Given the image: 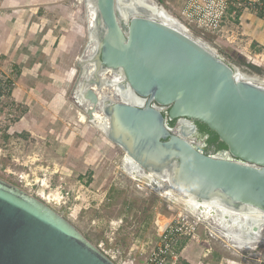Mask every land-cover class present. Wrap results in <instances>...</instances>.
<instances>
[{"label":"water","instance_id":"obj_1","mask_svg":"<svg viewBox=\"0 0 264 264\" xmlns=\"http://www.w3.org/2000/svg\"><path fill=\"white\" fill-rule=\"evenodd\" d=\"M86 5L88 17L89 9L95 14L83 58L97 78L79 86L87 121L145 170L199 200L264 213V81L174 26L181 21L152 1ZM105 88L121 99L103 96ZM152 102L169 106L167 113ZM184 118L207 124L227 150L218 157L198 150L188 139L193 126L168 124ZM0 264L117 263L45 200L0 179Z\"/></svg>","mask_w":264,"mask_h":264},{"label":"rangeland","instance_id":"obj_2","mask_svg":"<svg viewBox=\"0 0 264 264\" xmlns=\"http://www.w3.org/2000/svg\"><path fill=\"white\" fill-rule=\"evenodd\" d=\"M149 1L164 7L181 21L189 34L209 45L244 75L264 81V75L256 73L248 65L252 62L249 53L247 56L242 52L235 38L229 42L218 33L202 29L182 16L180 8L184 0ZM29 4L40 6L39 11L47 15L50 23H56L61 31L69 33L67 43H73L75 39H71L70 33L80 32L75 41L77 48L75 45L71 51L74 61L67 62L71 64L69 73L61 69V73L54 74V79L65 85L61 86V82L52 84V78L46 82L51 89H67L65 111L49 108V125L40 126L39 131L29 133L25 138L17 137L13 127L8 129L5 127L7 122H3L0 142L8 145L14 158L3 160L0 179L35 197L41 198L38 194L45 191L52 200L51 203L45 202L73 223L92 243L104 242L107 255L117 264H143L144 251L159 242L168 223L183 215L195 220L197 225L191 235L179 239L176 250L180 264H264V228L254 244L231 242L222 233L228 228L226 224L231 217H217V212L209 216L206 209H200L198 213L189 198L176 204L162 191L133 178L124 169L122 160L125 152L122 147L111 141L98 126L79 120V112L84 113L85 105H79L75 100L74 87L80 69L78 61L84 59L88 41L90 16L86 0H0V5L12 6L18 12ZM16 80L17 77L15 81L11 80L13 84L7 86L10 90L5 107L9 109H0L2 119H6L9 113L14 115L15 112L16 115L19 112L10 105ZM5 129L10 133L8 139L4 136ZM18 173L24 178H20ZM57 192L59 200L56 202L54 195ZM233 230L239 238L245 234L240 227Z\"/></svg>","mask_w":264,"mask_h":264},{"label":"crops","instance_id":"obj_3","mask_svg":"<svg viewBox=\"0 0 264 264\" xmlns=\"http://www.w3.org/2000/svg\"><path fill=\"white\" fill-rule=\"evenodd\" d=\"M39 10L40 6L33 4L19 12L12 6L0 5V68H15L17 86L12 89L10 105L17 104L21 113L11 127L17 137L23 138L39 131L40 126L49 125V108L65 111L67 89H51L46 82L52 78V84L65 85L57 82L54 74L61 73V69L69 73L71 64L67 62L74 61L71 51L75 45L77 48L75 41L79 38V30H76V34L70 33L71 39L75 38L73 43H67L69 33L61 31L56 23H50L47 15ZM230 14L235 42L247 56L249 53L252 63L264 67V9H245ZM6 134L5 138H10L9 131Z\"/></svg>","mask_w":264,"mask_h":264},{"label":"built area","instance_id":"obj_4","mask_svg":"<svg viewBox=\"0 0 264 264\" xmlns=\"http://www.w3.org/2000/svg\"><path fill=\"white\" fill-rule=\"evenodd\" d=\"M233 8L234 11H231ZM245 9H264V0H184L181 13L184 18L194 22L200 28L218 33L224 39H228L229 42H232L236 33L234 29L231 28L233 25V21H231L233 16H231L230 13L233 12L236 14ZM14 72V67H11L9 71L0 68V109H9L7 106L5 107V99L10 90L7 89V86L13 84L11 83L12 79L15 81ZM2 116L3 115H0V135L2 134L3 122H7L5 125V127H7L9 121H11L13 117L12 113H9L8 116L10 117L7 116L6 119H2ZM11 126L12 123L8 126V129ZM6 131L5 129V132ZM9 157L14 158V156L10 154L8 145L5 142H0V167L3 166V160ZM14 174L17 175L16 172H14ZM18 175L20 178H24L23 174L18 173ZM196 225L197 223L195 220L192 221L188 216L184 215L168 223L159 242L144 251L146 257L143 264H180L179 253L176 250L179 239L182 236L191 235L195 231ZM97 246L107 254L104 242L99 243Z\"/></svg>","mask_w":264,"mask_h":264},{"label":"bare ground","instance_id":"obj_5","mask_svg":"<svg viewBox=\"0 0 264 264\" xmlns=\"http://www.w3.org/2000/svg\"><path fill=\"white\" fill-rule=\"evenodd\" d=\"M90 12H91L90 18H93L95 13L92 9H90ZM170 23H172L177 28L185 31V28L181 22L172 20L170 21ZM103 92L104 91H102V93ZM97 116H99L97 117V120L101 122L104 121V118L102 117V115H98L97 113ZM79 120L84 122L88 120V117L85 115V113L79 112ZM122 161H123L124 169H126L132 175L133 178L147 185H151L154 189H158L162 191L164 195H166V197L171 202L178 204L179 200L189 198L190 201L192 200L191 204L194 206V209H196V212H198L197 209H206L210 213L209 216H214V212H217L218 214L215 213L217 217L218 215L221 217H227V216L231 217L230 219H228L227 224H226V227L230 229L227 228L228 230L226 229L222 231L223 236L229 238L231 242H242V243L246 242L247 245H250L258 241V235L260 234L262 228H264V213H260L259 211L249 210L247 208H242V209L232 208L214 199L199 200L198 198H196L195 196H193L191 193H189L186 190L177 191V187L173 185L172 183L170 184L168 180L163 178L162 176L160 177L156 175L155 173H153L152 171L145 170L143 167L139 165V163L134 158H132L126 152H125V156L123 157ZM44 183L46 184L45 180H44ZM38 195L42 199H44L46 202H49V203L52 202V200L49 199L50 196H47V193L45 191L42 190V192L39 193ZM54 196L55 198L54 197L53 198L57 202L59 200L58 192ZM237 227H240L241 232L245 233L242 237L243 239L239 238L237 235L234 234L235 230L233 229Z\"/></svg>","mask_w":264,"mask_h":264},{"label":"flooded vegetation","instance_id":"obj_6","mask_svg":"<svg viewBox=\"0 0 264 264\" xmlns=\"http://www.w3.org/2000/svg\"><path fill=\"white\" fill-rule=\"evenodd\" d=\"M90 14H91V12H90ZM88 59L89 58L87 56L83 59L84 61L86 60L85 63L83 64L84 65L83 68H85V70H83V72L81 74V68L79 69L78 81H77L78 85L74 87V92H75L74 97H75V100L77 101L78 104H82L85 102L84 101L85 99L83 97L81 89H79L80 84L82 82L86 83V82H90L91 80H97L96 76L91 74V71H90L91 70L90 69L91 63L88 62ZM107 76H108V78L114 77V75H106L105 77L107 78ZM118 77H120V75H118ZM103 91L104 92L102 93V95L109 98V99H112L114 101L121 99V96L119 95V93L115 92V90H113V89H110V90L107 89L108 93H107V91L105 92V90H103ZM102 104H104V103H102ZM152 104H155L158 107H161L162 111L165 112V114L167 113V111L169 109V106H164V105H161L157 102H152ZM185 123L194 127L192 129V132L190 133L188 139L193 143V145L198 150H200L203 153H205L209 156H212V157H218L222 154V152L227 150V147H224L221 143L223 141L220 138H216L215 133L210 131L212 129L210 128V130H209L206 127H204L203 124L201 123V121H199V120L185 119L184 118L182 122H179L178 119H176L174 126H171V127L176 128L177 125L185 124ZM168 124H169V120H168ZM227 157L234 159V160H237V158H235L233 155H231L229 153L227 154ZM199 202H201V201H199ZM197 210H198V212L200 211V209H197ZM194 211H196V209H194Z\"/></svg>","mask_w":264,"mask_h":264},{"label":"trees","instance_id":"obj_7","mask_svg":"<svg viewBox=\"0 0 264 264\" xmlns=\"http://www.w3.org/2000/svg\"><path fill=\"white\" fill-rule=\"evenodd\" d=\"M253 64H254V63H252V62H251V63L248 62V65H249L250 67H252L253 71H255L256 73H259V74H263V75H264V68H262V67H260V66H258V65H256V64H254V65H253ZM11 107H13V106H11ZM14 107H15V108L17 107V109H18L17 104H16ZM19 113H21V111L18 112L16 115H15V112H14V115H13L11 121H9L8 126H9L11 123H13L14 121H16V118L19 117ZM175 121H176V119H174V120H169V125H170V126H174ZM201 123L203 124L204 127H206L207 129L210 130V128L208 127L207 124H205V123H203V122H201ZM8 126H7V128H8ZM210 131L213 132V133H215L216 138H219L218 134H217L215 131H213V130H210ZM5 135H7L6 132H5ZM5 137H6V136H5ZM221 143H222V145H223L224 147H227V145H226L224 142H221ZM184 264H188V263L185 262Z\"/></svg>","mask_w":264,"mask_h":264}]
</instances>
